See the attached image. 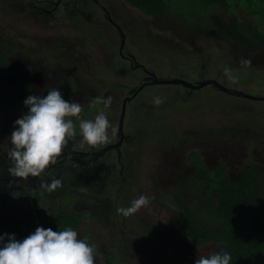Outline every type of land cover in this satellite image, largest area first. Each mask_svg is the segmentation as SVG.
Listing matches in <instances>:
<instances>
[{"label":"rangeland","instance_id":"374dc122","mask_svg":"<svg viewBox=\"0 0 264 264\" xmlns=\"http://www.w3.org/2000/svg\"><path fill=\"white\" fill-rule=\"evenodd\" d=\"M16 2L17 0H0V53L6 47H10L13 49L10 61L15 63L14 71L10 75V83L7 86H11L13 83L21 81V79L24 80L27 76L30 83L37 84V92H41L46 87L58 86L59 79L70 73V78L75 83H79L82 86L81 90H83L76 94L78 102L83 106L80 114L81 119H94L103 108V100L112 97L113 105L105 111L111 121V128L109 129L110 142L115 140L125 97L124 87L136 84L137 77H127L118 75L115 71L112 72L107 63L100 61L103 56L100 53L98 44L95 48L98 58L90 56L87 59L89 51L85 44L89 48L95 44L89 42L91 39L84 38L82 34L78 37L82 49L76 52L72 59H69L66 55L50 56V51H45L39 46L40 37L44 33L49 34L54 31H58L54 38L63 37L65 32L64 23L67 20L66 14L54 16L48 13H38L30 8L24 12V8L20 9L17 7L18 5H15ZM123 2L125 3L124 0ZM175 4L177 8H172L170 14L172 17L169 18L170 23L172 22V31L184 33L188 30V27L178 18V14H184L186 18L192 19L205 27L203 29L196 27V33L199 37L194 38L192 44L186 42V49L180 51L176 47L180 38L171 31L160 32V30L153 28L151 17L141 12L142 18L138 19L141 20L139 30L142 31V34L133 43L135 44L136 54L141 55L139 60L142 63L151 64L155 58V51L166 55V51L157 40V36H159L171 49L168 51V56L161 63V70H158L160 73L187 77L189 74L182 71L183 67L186 66L187 71H192L195 74L199 72L200 64L202 65L211 57L212 74L214 73L213 70L222 68L223 73L241 84L243 89L253 92L264 89V52L245 49L230 39L216 41L213 38H206L205 36L208 34H205L204 30L213 33L215 25L206 23V17L208 16L201 14L198 2L196 0H175ZM123 10H130V12L126 11L127 14H135L130 8ZM213 14H217V17L223 19L230 18L233 14H239V17L243 20H251L264 30V14H257L252 17L242 5L237 12L230 11L229 13L221 10ZM89 28L95 32V27L89 25L83 26L84 32L86 33ZM193 28L194 26L191 25L192 32ZM115 32V30L108 29L107 36L112 46L117 44ZM163 34L168 39L163 38ZM211 37H214V35L211 34ZM144 40L146 46L142 43ZM157 42L158 46H155ZM51 47L55 53H58V50L62 48L58 45H52ZM75 47L77 48V46ZM76 55L80 58L83 57V59H78ZM42 56L50 57L48 71H45L42 67ZM225 61V66L221 67ZM227 61L231 63L232 68L227 66ZM240 63L249 64L250 68L243 65L239 66ZM54 77L58 79H54ZM108 90L111 92V96H105ZM94 91L96 92L95 97H93ZM142 94L144 100L140 102L134 100L129 104L124 124L125 130L135 134L132 142L135 150L138 149L136 138L144 147H152L154 142L158 145V148L157 151L142 149L135 162L127 163V169L131 170L134 176H129L127 182L123 183L138 192L137 197L130 201L128 208L141 195L149 197L150 201L148 204L137 208L136 211L127 214V219L123 215V209L118 207L120 212L116 211L112 215V220L107 219L106 223L93 218L86 212L83 225L78 230V238H86L95 245V264H108L107 257L110 255L117 263L141 264L142 256L137 245L138 234L134 231L143 230L148 236L152 237L153 253L159 255L157 260L155 262L150 261L151 263L173 264V262H180L181 264H195L200 256L212 254V246L197 247L193 242L185 239L176 230L177 209L172 200L171 189H162L158 185H150L151 194L149 195L147 194L146 181L150 182V178L154 176L153 168L157 171L168 155L185 148H192L189 144L181 141L187 138L184 130H189L192 127L199 130V137L204 140V146L213 145L217 160H223L226 155H229L230 148H233L235 153L227 157V160L239 159L243 156L247 147L248 157L245 162L253 163L257 158L262 166L259 171L264 172V102L237 98L208 85L199 92L193 91L192 98L186 101L182 97L189 98L190 96L176 94L174 86L171 84L147 86ZM156 97H160L162 102L159 104L154 103ZM146 102L151 106L146 107ZM93 104L97 105L94 106ZM238 104H240L239 108ZM24 112H27L24 102L7 107L6 113L13 118L8 119L7 114H5V122L9 124L12 130L14 121ZM165 124L167 127H163ZM140 128H152L155 131L167 128V135L161 137L153 133L147 142H142L144 132ZM206 140H212V142L206 143ZM82 143V141L78 142L74 149L99 150L106 146V144L92 146L86 141ZM112 162L113 167H108V170L118 173L122 167L118 164L115 155ZM229 166L230 170L234 171L238 166V162L231 161ZM104 168L106 169V164H104ZM6 174L10 176L8 170ZM111 180L112 183L106 184L102 189L105 193H112L114 188L120 184L114 183L113 179ZM261 184L264 189V178L261 180ZM61 186L62 183L59 185L58 190ZM77 189L80 190V188ZM86 190L88 188L84 187L83 192ZM36 193L41 196L38 205L44 206L50 217H53L61 209L65 210V208L69 211L84 212L86 210L85 206H88L87 202H80V200L78 206H76L74 203L75 196L73 195L59 193L45 201L46 198L40 192ZM188 196L192 200L194 193ZM17 197H20L19 192L14 190L11 192L8 201L10 202L12 198ZM104 198H108V196ZM22 201L16 204L11 201L12 211L9 210V213L0 211V229L4 232L8 229L9 221L24 214L26 204ZM30 202L35 205L34 197L30 199ZM102 203L106 205L107 200H103ZM37 222L39 225L45 226L41 218L37 219ZM121 239H125L127 245L123 252L120 251Z\"/></svg>","mask_w":264,"mask_h":264},{"label":"flooded vegetation","instance_id":"af4514ba","mask_svg":"<svg viewBox=\"0 0 264 264\" xmlns=\"http://www.w3.org/2000/svg\"><path fill=\"white\" fill-rule=\"evenodd\" d=\"M22 1H24L25 3H23ZM124 1L125 3L123 2V0H17L15 5H18L17 7L20 9L24 8V12L26 9L30 8L35 12L48 13L54 16H56L57 14H66L67 20L64 23L65 32L63 37L54 38V36L58 34V31L50 32L49 34L44 33L40 37L39 46H41V49L45 51H50V56L66 55L69 59H72L73 55L82 49L81 41H79L78 39V37H80V35L82 34L84 35V38L91 39L89 42L95 44L94 46H90V48L87 44H85L89 51V56H87V59H89L90 56H98V53H96L95 50L98 44L100 53L103 56L100 61L107 63L109 69L112 72L115 71L118 75L122 76L137 77L136 84L124 87V99L127 98L128 100L127 106H129L131 101L138 100L140 102L144 100L142 91L147 86L152 87L154 85L169 84L174 86L176 94H186L190 96L189 98L182 97L184 101L192 98L193 91L199 92L207 85L228 93L231 96H236L237 98L247 97L229 93L222 87L241 90L253 95H261L264 97V89L255 90L254 92L247 91L243 89L241 84L230 79L226 73H223L222 68L213 70L214 73L212 74L210 62L211 57L202 65L200 64V70L195 74L192 71H187L186 66L183 67L182 71L189 74V76L187 77L178 75L172 76L169 74L164 75L160 73L158 70H161V63L168 56V51L171 49L162 41V38L159 36H157V40L160 46H163L164 51H166V55H162V53L155 51V58L152 57L154 58V60L151 62V64L142 63L139 60V57L141 55L138 56L136 54V49L134 48L135 44L133 43L137 41L139 36L142 34V31L139 30V22L141 20L138 19L142 18L141 12L151 17L153 28L160 30V32L171 31L175 35L176 32L172 31V22L166 25L169 30H162L159 28L160 26L157 24L155 17H153V15L144 13L142 10L139 12H135V14H127L126 11L130 12V10L124 11L123 9L130 8L133 11H136L138 10V7L132 5L127 0ZM85 25L94 26L95 32L91 28H89L85 33L83 30V26ZM108 29L116 31V46H112L111 41L108 40ZM95 33H97V35H95ZM163 35V38L168 39L165 34ZM144 42L145 40L142 42L145 45ZM158 42L155 44V46H158ZM186 44V42L180 39L176 47H178L181 51L185 48ZM52 45H58L62 48L58 50V53H55V51H52ZM75 46H77V48ZM76 57L78 59H83V57L80 58L78 55H76ZM49 59L50 57L47 56H42L41 58L42 67L45 71L49 70ZM225 63L226 61L224 62V64H222L221 67L225 66ZM230 64L231 63L227 61V66L232 68ZM242 65L246 68H250L249 64H239V66ZM67 78H70V73H68L63 78H60L58 86L53 88L61 87L64 80ZM175 78H180L186 80L187 82H159L165 79ZM54 79L58 78L54 77ZM212 79H216L219 83H221V85L216 86L213 83H209V80ZM37 87L38 86L36 84V89ZM81 87L82 86L79 83H75L73 93L71 92L72 101L78 102L76 94L83 91L81 90ZM110 93L111 92L108 90L105 96H111ZM95 96L96 92L94 91L93 97ZM247 99L264 102V100L251 98ZM112 105L113 102L111 106ZM145 106L149 107L151 105L146 102ZM239 107L240 104H238V108ZM6 111L0 113V116L2 115L0 118V186L2 187V189L0 190V211L9 213V202L7 201L9 193L17 190L20 194H23L27 190L32 189L40 192V194L46 198L45 201L59 193L73 195L75 196L74 203L76 206H78L79 200L80 202H87L88 206H85V211H87L88 215H91L93 218L105 222L107 221V219L112 220V215L116 211L120 212L118 207L137 197V191L130 189L128 185L121 186L122 182H127L129 176H134L133 172L127 169V163L131 161L135 162L140 156L139 154L142 149H144L145 151H157L158 145L153 142L152 147H144L139 143V139L136 138L138 140V149L135 150L132 145L135 134L133 132L129 133L125 130L124 123H121V116L118 124L117 138L115 140L107 143L106 146L100 148L99 150L80 148L79 150H77L74 149V147L78 142L81 141L79 138H77V140L71 141L69 143L62 155L58 158L57 162L54 165H50V167L45 170L44 174L41 177L25 180L23 178L13 177L11 174L10 176L6 174L10 164L7 156V152L11 148L9 137L13 131L10 128L9 124L5 122ZM7 116L8 119L13 118L10 114H7ZM163 127H167V125L165 124L163 125ZM140 129L142 132H144V135L142 134V142H147L153 133L154 135H159L161 137L167 135V128L159 129L157 131L152 128ZM184 133L187 135V138L182 139L181 141L183 143L189 144L192 148H185L184 150H180L181 153L179 155L177 153H174V155L177 157V161L175 165L174 163L170 164V169L172 172L170 177H168V173L166 172H155V170H153L154 176L150 178V182L146 181L147 194H151V189L149 188L150 185H158L162 189H167L170 188V186L173 187V185L177 184L179 181H187L188 175L194 172V167H190L189 162L187 163V165H180V162L182 161V154L188 151L190 154L196 152L197 157H199L201 161L209 166H214L217 162H225V164H227L228 172L230 173L231 177H240L241 172L248 166H251L257 170L262 168L257 158L253 163L245 162L248 157L247 147L244 150L245 152L243 153V156L239 157V159L236 158L227 160V157L235 153V150L233 148H230L228 152L229 155H226L223 160H217L213 145L204 146V140L199 137V130L192 127L189 130H184ZM218 141L221 142L219 139ZM84 142L85 141H83V143ZM208 142H212V140H206V143ZM114 155L117 158L118 164L122 166L118 173H113L111 170H108V167H113L112 159ZM131 157L132 159H130ZM231 161L238 162V166L234 171L230 170L229 164L231 163ZM104 164H106V169L104 168ZM54 178H59L61 180L62 186L59 190V186L52 192H48L45 190V188L41 187V180H47L50 182ZM263 178L264 172H262V174L260 175V180H262ZM111 179L114 180V183L120 184L114 188V191L112 193H105V191H102V189L106 184L112 183ZM84 187H87L88 190L83 192ZM77 188H80V190H78ZM122 192L123 194L121 196ZM105 196H108V198H104ZM103 200H107L106 205H103ZM5 206H7V208H5ZM116 215L119 216L118 214ZM126 247L127 245L125 239H121L120 251L123 252ZM122 252L121 254L123 255ZM139 252L142 256L141 264H153L150 261L155 262V260H157L153 253L146 251L145 248L141 249ZM158 257L159 255L157 256V258Z\"/></svg>","mask_w":264,"mask_h":264},{"label":"trees","instance_id":"16d2710c","mask_svg":"<svg viewBox=\"0 0 264 264\" xmlns=\"http://www.w3.org/2000/svg\"><path fill=\"white\" fill-rule=\"evenodd\" d=\"M127 1L142 9L146 14L153 15L160 29L169 30L166 25L170 23L172 8H177L175 0ZM196 1L201 14L208 16L206 23L215 25L213 33L204 30L205 34H208L206 38H213L216 41L230 39L245 49L264 52V30L258 24L251 20H243L239 14H233L227 19L213 14L221 10L229 13L230 11L237 12L242 5L250 16L255 17L257 14H264V0ZM178 18L188 27V30L184 33H176V35L182 41L192 43L194 38L199 37L196 27L203 29L205 26L186 18L184 14H178ZM191 25L194 26L193 32ZM211 34L215 38L211 37ZM12 53L13 49L10 47H6L0 53V113L6 111L10 105L24 102L29 94L43 96L53 89L49 87L41 94L37 92L36 83H30L27 78L7 86L15 67V63L10 61ZM58 88L61 89L66 99L72 100L75 88L72 78L65 79L62 86ZM180 153V151L177 152L178 155ZM181 160L180 165H187L189 162V166L194 167V172L188 175L186 182L179 181L169 188L177 209L176 230L197 247L211 245L212 253L222 249L230 251L232 264H264V189L260 180L262 172L248 166L241 172L240 177H231L225 162L221 161L215 163L214 166H209L197 157L196 152L191 154L189 151L185 152ZM176 161L177 157L174 154L168 155L155 172H166L170 177L172 173L170 164L175 165ZM151 167L153 168V165ZM123 185L125 184L122 182L121 186ZM36 192L29 189L23 194L19 193L20 197L11 199L13 204L25 199L26 201L22 203H27V205L24 206V214L21 217L8 222V229L5 232L15 233L17 239H23L41 226L37 222L39 218L45 224V228L52 227L53 230H62L66 226L79 230L82 227L87 211L77 212L60 208L58 213L50 217L46 208L38 205L41 196ZM191 193H194L192 200L188 196ZM122 194L123 192L121 196ZM32 197H34L35 205L30 202ZM129 205L130 201L120 207L125 210ZM123 215L127 219L124 211ZM5 232L0 229V234ZM134 232L138 234L139 248H145L146 251L153 253L152 237L143 230ZM153 255L157 259L158 255L154 253ZM107 261L108 264L122 263L115 262L111 255L107 257ZM173 263L181 264L180 262Z\"/></svg>","mask_w":264,"mask_h":264},{"label":"clouds","instance_id":"9594fccd","mask_svg":"<svg viewBox=\"0 0 264 264\" xmlns=\"http://www.w3.org/2000/svg\"><path fill=\"white\" fill-rule=\"evenodd\" d=\"M139 11L141 9L138 7L134 12ZM126 99L122 103L121 121ZM112 102V97L106 98L102 102L103 108L94 119H81L83 106L66 99L60 88H53L43 96L29 94L24 100L27 112L14 121L9 137L11 148L7 156L10 174L25 180L41 177L50 165L57 162L69 143L77 138L92 146L109 143L111 121L105 110ZM161 102L160 97L154 100L156 104ZM128 108L126 103L124 124ZM40 184L46 191L52 192L61 185V180H41ZM149 201V197L141 195L130 208L123 211L129 214ZM95 260V245L86 238H78V230L72 226L53 230L52 227L41 225L23 239H17L15 233L0 234V264H95ZM195 264H232V254L222 249L200 256Z\"/></svg>","mask_w":264,"mask_h":264},{"label":"water","instance_id":"95a60500","mask_svg":"<svg viewBox=\"0 0 264 264\" xmlns=\"http://www.w3.org/2000/svg\"><path fill=\"white\" fill-rule=\"evenodd\" d=\"M159 82H165V83H186V80L180 79V78H175V79H165ZM209 83H213L216 86L217 85H221V83H219L216 79H212L209 80ZM224 89H226L229 93L238 95V96H243V97H247V98H251V99H257V100H264V97L261 95H253L251 93L245 92V91H241V90H235V89H230L228 87H222ZM126 103H127V99L124 102V110H123V114H122V121L121 123L123 124V118L125 116V109H126Z\"/></svg>","mask_w":264,"mask_h":264},{"label":"bare ground","instance_id":"6f19581e","mask_svg":"<svg viewBox=\"0 0 264 264\" xmlns=\"http://www.w3.org/2000/svg\"><path fill=\"white\" fill-rule=\"evenodd\" d=\"M10 194V193H9ZM106 257V256H105ZM140 264V263H139Z\"/></svg>","mask_w":264,"mask_h":264}]
</instances>
